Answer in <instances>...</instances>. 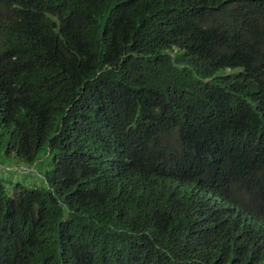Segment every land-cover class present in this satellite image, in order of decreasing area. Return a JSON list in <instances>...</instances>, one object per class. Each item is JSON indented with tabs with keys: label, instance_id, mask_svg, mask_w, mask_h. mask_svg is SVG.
Listing matches in <instances>:
<instances>
[{
	"label": "trees",
	"instance_id": "trees-1",
	"mask_svg": "<svg viewBox=\"0 0 264 264\" xmlns=\"http://www.w3.org/2000/svg\"><path fill=\"white\" fill-rule=\"evenodd\" d=\"M0 156V264H264V0H0Z\"/></svg>",
	"mask_w": 264,
	"mask_h": 264
},
{
	"label": "rangeland",
	"instance_id": "rangeland-1",
	"mask_svg": "<svg viewBox=\"0 0 264 264\" xmlns=\"http://www.w3.org/2000/svg\"><path fill=\"white\" fill-rule=\"evenodd\" d=\"M13 170H16L15 172H18V173H15V174H17L15 176L20 177V178H25V179H28V174H27L28 172L34 173V174H32L34 176H36V174L37 175L40 174L37 170H35L32 167H27L26 165H24L22 163H18L15 160H10L7 158L2 159V157L0 156V172H1V174H4V176L8 177L10 175L9 172H11ZM34 176H30V177L32 179H35Z\"/></svg>",
	"mask_w": 264,
	"mask_h": 264
}]
</instances>
